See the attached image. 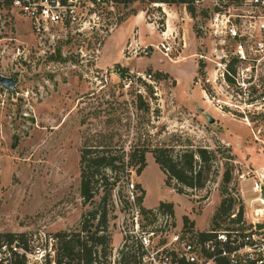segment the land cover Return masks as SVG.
I'll return each mask as SVG.
<instances>
[{
  "label": "rangeland",
  "instance_id": "1",
  "mask_svg": "<svg viewBox=\"0 0 264 264\" xmlns=\"http://www.w3.org/2000/svg\"><path fill=\"white\" fill-rule=\"evenodd\" d=\"M99 9L78 27L41 38L23 14L0 8V73L17 79L14 90L0 85V233L23 235L17 246L27 264H55L57 233L81 232L84 214L89 236L97 229L98 218L88 213L100 208L105 191L92 203L81 196L85 144L112 143L114 155L125 161L108 198L112 241L106 256L100 247L98 264L120 260L135 217L132 196H143L137 204L147 210L145 225L152 226L154 210L166 202L177 227L207 230L222 199L227 156L233 157L227 159L233 178L226 196L236 199L234 211L254 197L252 179L240 175L264 170V92L252 83L254 45L248 44L249 60L240 63L234 42L211 28L218 11L248 26L253 5L200 0L194 16L184 4L148 0L106 1ZM161 43L170 50L161 51ZM117 64L127 69L123 77ZM230 65L248 70L243 78L250 95L223 78L225 67L233 74ZM161 145L215 150L207 186L179 193L175 181L166 184L151 151L139 175V150Z\"/></svg>",
  "mask_w": 264,
  "mask_h": 264
},
{
  "label": "built area",
  "instance_id": "2",
  "mask_svg": "<svg viewBox=\"0 0 264 264\" xmlns=\"http://www.w3.org/2000/svg\"><path fill=\"white\" fill-rule=\"evenodd\" d=\"M113 0H12V7L27 17L34 32L41 38L53 31L73 29L99 12L100 5ZM253 5L257 10L254 21L248 26L237 24L218 11L211 24L212 32L234 42V58L243 63L249 60L247 46L253 43L257 57L253 71L254 88L264 92V0H245L243 5ZM161 51L168 52L169 45L161 43ZM151 50H147L146 54ZM227 61V59H226ZM225 61V64H226ZM248 72V70L246 71ZM245 69L231 73L225 67L223 78L232 76L233 83L244 94L250 95V82L243 78ZM247 74V73H246ZM206 96L208 93L205 91ZM252 179L254 194L245 201L242 217L233 211L220 227L195 229L179 228L171 213L154 210L152 226L141 221L143 212L132 196L135 217L125 234L124 246L131 241L136 264H264V170H249L240 175L241 179ZM131 188H134L132 183ZM19 253L15 244L0 248V264H12L13 256ZM22 254V253H21ZM113 264H120L114 261Z\"/></svg>",
  "mask_w": 264,
  "mask_h": 264
},
{
  "label": "trees",
  "instance_id": "3",
  "mask_svg": "<svg viewBox=\"0 0 264 264\" xmlns=\"http://www.w3.org/2000/svg\"><path fill=\"white\" fill-rule=\"evenodd\" d=\"M117 3H133L137 0H113ZM150 3H161L168 5L184 4L187 11L194 16L196 12V3L200 0H148ZM229 3L244 4L245 0H229ZM12 5V0H0V8L3 6ZM219 10V9H218ZM117 71L123 77L127 69L116 65ZM233 72L235 69L232 65L229 66ZM160 73V72H159ZM228 80L232 77L227 76ZM115 148L112 143H100L93 148L89 144H85L81 148L80 154V170H81V185L80 193L85 203H92L100 196L101 191H105L104 196L100 201V208L90 211L92 220L98 218V225L96 231L90 235L88 228L87 214L83 215V228L81 232L69 233L61 231L57 233V249L56 257L53 260L55 264H98L100 260V247L103 251V256H106L107 248L112 241L108 233V198L113 194L117 182L121 178V173L125 169V161L123 157L114 155ZM151 151L156 163L166 175V184L172 185L176 182L177 191L183 193L184 189H202L205 188L208 182L211 181V171L214 163L217 161V153L215 150L207 147H192L188 145L185 148L178 149L176 146L161 145L149 149H141L140 153V167L136 172L140 175L147 165L145 153ZM134 152L130 154V160L134 158ZM228 157V158H227ZM226 158L232 160L233 157L228 155ZM226 159L224 163V171L222 173V180L220 183V190L222 199L217 207L213 217L212 226L214 228L220 227L221 223L225 222L235 209L236 199L232 196H226L228 193L229 184L233 178V167ZM112 179V180H111ZM140 189V185H137ZM136 202L142 205L143 196H138ZM145 212L147 210L141 207ZM159 208L174 214L172 203L160 202ZM243 205L238 208V216L242 217ZM189 227H193L189 225ZM186 227V228H189ZM23 235L16 233H0V248L3 245L11 246L14 243L20 244L18 238ZM134 244L131 241L127 243L120 251V264H136V256L133 253ZM25 250H27L25 248ZM52 261H46V264H51ZM12 264H27L25 253H16V259Z\"/></svg>",
  "mask_w": 264,
  "mask_h": 264
},
{
  "label": "water",
  "instance_id": "4",
  "mask_svg": "<svg viewBox=\"0 0 264 264\" xmlns=\"http://www.w3.org/2000/svg\"><path fill=\"white\" fill-rule=\"evenodd\" d=\"M17 83V79L5 76L0 73V85L7 88L8 90H14Z\"/></svg>",
  "mask_w": 264,
  "mask_h": 264
}]
</instances>
